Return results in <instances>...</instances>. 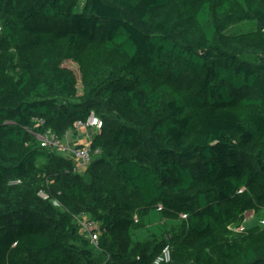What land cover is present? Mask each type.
I'll list each match as a JSON object with an SVG mask.
<instances>
[{
  "label": "trees",
  "instance_id": "1",
  "mask_svg": "<svg viewBox=\"0 0 264 264\" xmlns=\"http://www.w3.org/2000/svg\"><path fill=\"white\" fill-rule=\"evenodd\" d=\"M0 25V264H264V0H0ZM92 112L85 170L42 145Z\"/></svg>",
  "mask_w": 264,
  "mask_h": 264
},
{
  "label": "built area",
  "instance_id": "2",
  "mask_svg": "<svg viewBox=\"0 0 264 264\" xmlns=\"http://www.w3.org/2000/svg\"><path fill=\"white\" fill-rule=\"evenodd\" d=\"M2 30V26L0 25V31ZM102 127V120L94 113L92 112L86 122L77 121L75 124V129L70 130L69 133H74V131H80L83 128H95V130H98ZM39 138L41 139V143L43 146H50L53 148H58L62 150L65 154H67L69 157L73 158L74 162L76 163L78 169L85 170L92 158V148H91V138H88V141L85 143L69 147L68 145H65L63 143V140L58 137L55 133H53L51 130H48L45 134H37ZM19 180H16L14 182H18ZM39 195L43 198H49V194L44 191L40 190ZM79 222L81 225V230L83 233L88 234L91 238V240L98 244V238L99 233L94 230L97 228L98 224L96 222L89 221L88 219L79 218ZM172 260V249L167 246L164 247L159 253L156 258L153 260L152 264H162L165 262H169Z\"/></svg>",
  "mask_w": 264,
  "mask_h": 264
},
{
  "label": "rangeland",
  "instance_id": "3",
  "mask_svg": "<svg viewBox=\"0 0 264 264\" xmlns=\"http://www.w3.org/2000/svg\"><path fill=\"white\" fill-rule=\"evenodd\" d=\"M256 25V21L255 20H246V21H243V22H241V23H238V24H235V25H232V26H230L228 29H227V31L228 32H237V31H239V30H246V29H251V28H253L254 26ZM91 131L92 132H96V130H95V128H93V129H91ZM249 212V213H248ZM247 213H246V217H247V219H249V220H253V222H256L258 219H259V215H257L254 211H248ZM256 214V215H255ZM152 215H154L155 217H156V220L158 221V222H160L161 220H160V214L157 212V211H154L153 212V214ZM158 226H157V224H152L151 225V228L152 229H156ZM145 231L146 233H148V231H147V228L145 229H139V231L141 232V233H143L142 231Z\"/></svg>",
  "mask_w": 264,
  "mask_h": 264
},
{
  "label": "crops",
  "instance_id": "4",
  "mask_svg": "<svg viewBox=\"0 0 264 264\" xmlns=\"http://www.w3.org/2000/svg\"><path fill=\"white\" fill-rule=\"evenodd\" d=\"M91 129H93V128H83L80 131H75L72 134L68 133L63 138V143L65 145H68L69 147L81 145V144L85 143L86 141H88L89 137H93L94 132H92Z\"/></svg>",
  "mask_w": 264,
  "mask_h": 264
}]
</instances>
